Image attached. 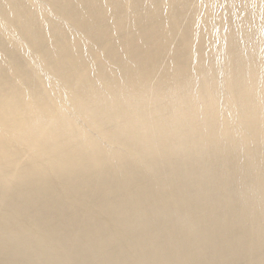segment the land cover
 <instances>
[{"label": "bare ground", "instance_id": "obj_1", "mask_svg": "<svg viewBox=\"0 0 264 264\" xmlns=\"http://www.w3.org/2000/svg\"><path fill=\"white\" fill-rule=\"evenodd\" d=\"M0 264H264V0H0Z\"/></svg>", "mask_w": 264, "mask_h": 264}]
</instances>
